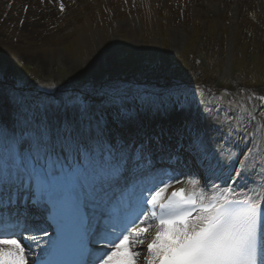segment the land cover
Segmentation results:
<instances>
[{
	"label": "snow or ice",
	"instance_id": "1",
	"mask_svg": "<svg viewBox=\"0 0 264 264\" xmlns=\"http://www.w3.org/2000/svg\"><path fill=\"white\" fill-rule=\"evenodd\" d=\"M3 76L0 100L11 110L0 107V264H264V95L233 94L225 108L229 93L216 94L217 115L231 109L249 145L240 155L222 144L218 154L199 128L213 101H199L202 114L179 85L157 93L118 83L29 102L15 85L5 89ZM170 113L184 120L167 133L141 123ZM221 131L225 144L240 135L231 120ZM156 152L177 165L187 153L204 185L178 167L140 179ZM176 184L185 186L169 192ZM36 232L49 237L46 246Z\"/></svg>",
	"mask_w": 264,
	"mask_h": 264
},
{
	"label": "rangeland",
	"instance_id": "2",
	"mask_svg": "<svg viewBox=\"0 0 264 264\" xmlns=\"http://www.w3.org/2000/svg\"><path fill=\"white\" fill-rule=\"evenodd\" d=\"M189 1L116 0L83 13L64 32L54 27L60 18L51 19L44 24L49 32L45 34L36 33L37 26L26 25L22 17H12L15 13L8 9L0 16L3 87L11 88L19 78L25 90L17 92L29 102L46 96L59 101L61 94H92L118 83L166 93L174 85L184 88L183 81L191 80L206 82L204 93H229L225 108L233 94L264 95V54L259 51L264 50V4L245 2L238 12L232 11L238 0H232L223 10L208 3L206 11L195 12ZM109 46L114 47L110 59L99 63L107 58ZM173 59L178 65L172 66ZM95 60L98 65L94 67ZM233 66L238 67V74ZM148 73L155 79L167 76L147 82ZM60 83H64L61 91L44 87ZM0 101L3 106L7 103ZM230 111L220 115L224 128L227 120L237 124ZM237 126L244 134L242 126Z\"/></svg>",
	"mask_w": 264,
	"mask_h": 264
},
{
	"label": "bare ground",
	"instance_id": "3",
	"mask_svg": "<svg viewBox=\"0 0 264 264\" xmlns=\"http://www.w3.org/2000/svg\"><path fill=\"white\" fill-rule=\"evenodd\" d=\"M73 1V3H72ZM66 0V2H69L70 5L67 6V4H64L65 10L61 12L59 10V5L56 2V0H0V16H4L3 13L7 12V10H13L15 14H13L12 17H22L24 19V22L26 25L30 26H37L38 33H49L48 30L45 28L46 22H49L51 19H56L59 17H62L63 19H66L67 21H76L79 19L80 15L84 12H91L94 9L107 7L109 4H111L113 1L116 0ZM251 1V2H250ZM255 2H262V0H238V12L239 10L244 7L245 2L253 3ZM232 2V0H190L189 4L191 5L193 11L195 12H201L206 11L207 4L213 3V8L215 10H223L226 8L228 3ZM127 5V4H126ZM129 6V4H128ZM27 9V10H25ZM20 10V11H18ZM237 12V13H238ZM8 13H11L9 11ZM3 14V15H2ZM7 17V16H6ZM60 22H63V20H60ZM56 25H54L55 27ZM49 27V26H48ZM66 28V25L63 27H55V30H62ZM55 33V31L53 32ZM114 47L109 46L108 47V54L107 58L103 60H99L100 62L109 60L112 55V50ZM41 62V63H40ZM44 60L43 58L39 59V63L42 67H44ZM92 65L95 67L98 64L96 63V60L92 63ZM0 107H3L0 104ZM178 122V121H176ZM143 261H141L142 263Z\"/></svg>",
	"mask_w": 264,
	"mask_h": 264
}]
</instances>
